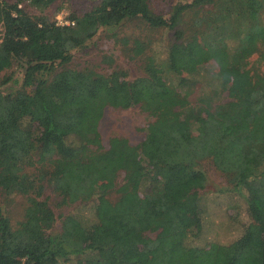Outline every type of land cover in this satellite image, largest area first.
<instances>
[{"label":"trees","instance_id":"16d2710c","mask_svg":"<svg viewBox=\"0 0 264 264\" xmlns=\"http://www.w3.org/2000/svg\"><path fill=\"white\" fill-rule=\"evenodd\" d=\"M24 2L43 13L57 0H0V73L14 65L23 72L18 90H2L10 78L0 82V193L27 199L15 229L0 204V264H264V72L248 68L264 45V0H192L169 17L147 0H98L67 26L31 17ZM135 19L172 33L165 59L146 55L149 43L117 37ZM100 29L125 48L133 41L132 58L142 57L144 75L127 87L114 84L115 73L63 68ZM184 44L185 58L177 57L173 48ZM204 77L211 83L189 99ZM107 107L147 113L143 139L112 137L103 146ZM203 161L227 179L221 193L241 199L249 223L233 204L215 211L202 202ZM46 187L62 205L98 203L87 218L66 216L53 234L56 218L40 199ZM221 211L224 239L199 246L206 225L214 237L211 218Z\"/></svg>","mask_w":264,"mask_h":264},{"label":"rangeland","instance_id":"374dc122","mask_svg":"<svg viewBox=\"0 0 264 264\" xmlns=\"http://www.w3.org/2000/svg\"><path fill=\"white\" fill-rule=\"evenodd\" d=\"M9 4H14L16 0H6ZM151 10L164 17H169L172 12V8L178 4L190 3L192 0H147ZM98 4V0H57L52 6H50L43 13H39L33 7H30L26 2L21 4L22 9L31 17L39 16L40 14L46 15L50 20L55 21L58 25L65 22H70L68 19L71 15H83L90 11L94 6ZM192 18L189 15L185 16V21L189 22ZM116 35L118 38L132 37L139 39L142 42L149 43L150 48L146 51V55L151 56L157 54L161 60L166 58V51L168 46L172 42V33L163 30L150 29L140 20H132L116 29ZM1 36V28H0ZM116 37V38H117ZM186 44L180 48H173L174 53L178 57L185 58L184 49ZM134 42L130 40L127 48L121 43L117 42L113 38L110 32L105 29H100L96 36L85 46L83 49H78L72 52V59L70 63L63 68H70L76 70H92L101 75L109 76L115 73L114 84L127 87L129 81L134 80L144 75L142 57L132 58L134 52L132 48ZM135 51V50H134ZM137 51V50H136ZM184 55V56H183ZM110 57L111 64L103 63V57ZM179 58V59H182ZM210 66V63L205 64ZM62 67H59L61 69ZM248 68L259 69L264 72V45L260 46V52L253 55L249 59ZM186 76L184 73L182 75ZM23 72L21 68L16 65L0 73V82L5 78H10V82L2 86V90L5 92L15 91L22 87ZM174 80V84L178 85L176 77L168 75L166 80ZM200 80V79H199ZM211 83L208 77H204L199 81L198 86L189 89V99L195 97L200 87H205ZM180 88V86H179ZM206 89H208L206 87ZM152 121V118L140 109L133 107L129 109L107 107L104 111L102 120L100 121L99 129L101 132V139L103 146H106L108 140L112 137H120L126 139L130 144L136 145L144 136V129ZM200 169L206 174L207 185L204 190L197 192L199 197H202V202L209 208L215 209V205L221 207H235L237 209V220L239 219L242 224L249 223V218L244 213V205L241 199L236 196L229 195V193H221L226 189H229L227 179L218 172L210 161H203L200 164ZM25 172L28 174H35V168H26ZM122 182V176L116 181L115 189ZM118 195L114 191L110 192L107 198L114 202ZM232 197V198H231ZM46 201L51 211L55 216V223L50 230L51 233L57 234L61 231V223L63 219L68 215L78 214L87 218L89 216L90 207L97 205L98 201L93 200L91 204L85 208H82L84 204H60L61 198L54 193L49 187H46L40 198ZM0 204L2 205L6 215L10 219V224L13 229L17 228L19 223L24 219V212L27 206V199L21 195L5 196L0 193ZM233 204V206H231ZM223 211L211 218V222L214 225L216 233L213 237V232L209 226L206 225V232L199 238V246L202 245L204 239L215 238L224 239L226 229V216ZM158 232H147V234L156 238ZM235 234L229 233L226 240H232ZM202 240V241H201ZM152 264H165V261L161 257H155L152 259Z\"/></svg>","mask_w":264,"mask_h":264},{"label":"built area","instance_id":"2783aa9c","mask_svg":"<svg viewBox=\"0 0 264 264\" xmlns=\"http://www.w3.org/2000/svg\"><path fill=\"white\" fill-rule=\"evenodd\" d=\"M70 24H71V23H69V22H65V23H61L60 25H61V26L66 25V26H67V25H70ZM72 25H73V23H72Z\"/></svg>","mask_w":264,"mask_h":264}]
</instances>
